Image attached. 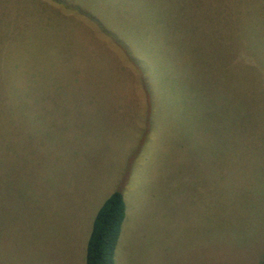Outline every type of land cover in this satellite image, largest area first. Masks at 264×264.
Masks as SVG:
<instances>
[{"label": "rangeland", "instance_id": "374dc122", "mask_svg": "<svg viewBox=\"0 0 264 264\" xmlns=\"http://www.w3.org/2000/svg\"><path fill=\"white\" fill-rule=\"evenodd\" d=\"M117 189L114 264H264V0H0V264H86Z\"/></svg>", "mask_w": 264, "mask_h": 264}, {"label": "trees", "instance_id": "16d2710c", "mask_svg": "<svg viewBox=\"0 0 264 264\" xmlns=\"http://www.w3.org/2000/svg\"><path fill=\"white\" fill-rule=\"evenodd\" d=\"M242 130L234 132L229 126L226 144L230 147H249L253 141V132L249 124H242ZM239 138V139H238ZM238 140H245L238 142ZM240 145V146H238ZM125 216V202L120 189L112 191L98 208L92 222L86 243V264H114L113 254L119 231Z\"/></svg>", "mask_w": 264, "mask_h": 264}]
</instances>
